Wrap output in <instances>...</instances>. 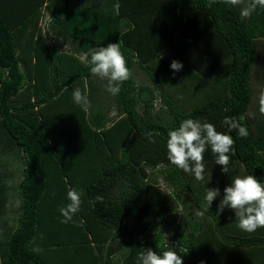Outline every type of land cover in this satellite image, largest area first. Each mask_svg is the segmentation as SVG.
<instances>
[{"label": "trees", "instance_id": "1", "mask_svg": "<svg viewBox=\"0 0 264 264\" xmlns=\"http://www.w3.org/2000/svg\"><path fill=\"white\" fill-rule=\"evenodd\" d=\"M207 3L0 0V264H138L148 248L175 251L183 264H264V228L248 233L233 210L217 214L236 176L264 184V136L248 121L255 109L264 131L250 81L264 9L242 19L240 7ZM109 43L133 73L117 95L78 59ZM173 60L183 64L175 73ZM76 89L86 108L74 103ZM187 118L233 137L228 173L210 147L205 181L169 162L168 132ZM73 188L81 209L62 223ZM208 188L221 197L197 218Z\"/></svg>", "mask_w": 264, "mask_h": 264}, {"label": "clouds", "instance_id": "2", "mask_svg": "<svg viewBox=\"0 0 264 264\" xmlns=\"http://www.w3.org/2000/svg\"><path fill=\"white\" fill-rule=\"evenodd\" d=\"M218 2L240 7L242 19H250L258 7L264 9V0H208L206 6L212 7ZM78 59L90 68L91 75L107 81V91L112 95L119 94L121 85L133 76L118 43H109L106 47L92 49L90 52L80 54ZM182 67L183 64L177 60L170 64L174 73L180 71ZM73 101L84 108L88 104L86 95L79 89L73 92ZM259 112L264 115V92L259 97ZM249 117L254 118V114L249 113ZM223 124L227 125L230 131L235 130L242 138L249 135L248 129L235 119L225 117ZM148 136L151 140L152 134L149 133ZM233 145V137L217 131L214 124L187 118L182 120L177 128L168 132L167 158L171 164L185 173L194 175L196 180L205 181L204 153L210 147L216 157V164L221 166L222 172L228 173L229 153L233 150ZM81 197L82 191L75 188L67 192L70 202L59 209L63 217L62 223L73 221V217L81 209ZM218 197H221L219 188H208L205 195L206 206L203 209H195L193 214L197 218H203ZM96 200L102 202L103 197L97 196ZM225 208L234 211L241 230L253 233L258 228H264V184L254 175L236 176L231 184L223 189L217 214L222 213ZM33 251L39 252L40 249L34 248ZM138 264H183V257L172 250L158 254L148 248L138 254Z\"/></svg>", "mask_w": 264, "mask_h": 264}, {"label": "rangeland", "instance_id": "3", "mask_svg": "<svg viewBox=\"0 0 264 264\" xmlns=\"http://www.w3.org/2000/svg\"><path fill=\"white\" fill-rule=\"evenodd\" d=\"M261 49L262 48H260L257 52V59L255 60V64H254L253 70H252L253 72L251 73V76H250V81H251V84H252L253 90H254L253 91L254 99H257V97L260 96L262 92H264V51H261ZM138 79H141L143 81L147 80L144 73H139ZM253 112H255V109ZM250 113H251V110H250ZM261 116H263V115L261 114ZM0 127H1V125H0ZM1 129L4 130L3 127H1ZM6 157H7V159H10L11 155L6 156ZM12 157H14V156H12ZM0 159H2L1 156H0ZM15 175H14V177H15ZM17 175L19 176V174H17ZM15 181L17 182L19 180L17 179ZM8 192H9V194L12 192V187L10 188V190H8ZM10 198L12 200V204L14 205L16 203L15 205H17L18 201L16 200L15 195H12ZM12 215L14 216V214H12ZM10 224H12V221L10 222Z\"/></svg>", "mask_w": 264, "mask_h": 264}, {"label": "crops", "instance_id": "4", "mask_svg": "<svg viewBox=\"0 0 264 264\" xmlns=\"http://www.w3.org/2000/svg\"><path fill=\"white\" fill-rule=\"evenodd\" d=\"M253 111L254 110H251V113H253ZM260 115H261V113H260ZM259 119H263L264 120V115L262 117L259 116ZM248 121H252L251 123L254 126L253 128H254V135L255 136H264V131H262L263 127L260 126L258 123L254 122L255 121V117L248 119ZM17 179H19V176L16 174L15 177L13 179L10 178V180L8 182L11 184V187H12V192L9 194V196L11 197L12 195H15L16 200L18 201V191H17L16 187H14V185H16V181L15 180H17ZM9 212H13V211H9ZM2 229L3 228H1V230Z\"/></svg>", "mask_w": 264, "mask_h": 264}]
</instances>
